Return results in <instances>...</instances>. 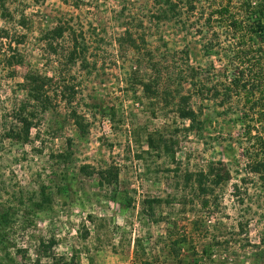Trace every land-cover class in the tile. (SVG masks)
<instances>
[{
  "label": "rangeland",
  "instance_id": "1",
  "mask_svg": "<svg viewBox=\"0 0 264 264\" xmlns=\"http://www.w3.org/2000/svg\"><path fill=\"white\" fill-rule=\"evenodd\" d=\"M134 1L141 10L154 7L153 0ZM209 1L184 3H193L191 17L203 24L201 13L208 11ZM0 3V28L8 31L7 36H0V209L12 212L7 232L14 253L25 246L31 260L41 256L53 264H264V188L258 175L249 172L242 154L248 142L241 136V102L223 106L220 100L205 101L207 125L199 135L190 129V121L177 115L174 102L165 105L162 97H148L140 85L132 83L130 66L136 54L119 47L114 39H106L100 46L104 48L100 55L108 57L104 67L93 74L78 66L72 71L81 90L76 103L90 122L89 131L81 132L67 106L60 103L43 115L28 142L8 138L11 123L2 116L21 97L15 83L22 80L26 68L21 67L12 78V68L18 66L8 68L5 59L18 52L19 37L25 34L26 39L19 45L20 53L52 74L55 64L47 61L44 31L60 18L72 19L73 15L101 23L120 2ZM4 10L9 12L7 18L2 15ZM194 32L187 26L181 39L147 40L150 48H161L173 60L179 57L205 65L204 39ZM182 49L184 53L179 52ZM113 105L116 115L111 117L106 107ZM159 132L174 145V159L149 148L148 136ZM61 153L66 158L58 156ZM212 160L227 163L231 179L217 188V204L203 207L190 188L183 190L184 181L177 176ZM84 164L117 166L119 184L104 185L97 175L80 170ZM42 185L48 186L51 203L45 211L33 212L31 198ZM155 196L169 199L171 204L156 206L157 214L150 217L146 199ZM171 221L177 227H169ZM185 233L191 244L180 249L173 240ZM42 239H54L55 245L43 251L39 246ZM54 254L63 259H53ZM16 258L21 259L17 253Z\"/></svg>",
  "mask_w": 264,
  "mask_h": 264
},
{
  "label": "trees",
  "instance_id": "2",
  "mask_svg": "<svg viewBox=\"0 0 264 264\" xmlns=\"http://www.w3.org/2000/svg\"><path fill=\"white\" fill-rule=\"evenodd\" d=\"M115 1L120 2V7L111 9L109 18L101 23L87 21L89 19L85 22L80 16L73 15L72 19L60 18L44 31L42 39L47 61L55 64L52 74L20 53L19 45L24 44L26 39L25 34L19 37L16 41L18 52L7 55L5 62L8 68L18 66L12 68L9 75L12 78L17 76L21 67L26 71L22 80L15 83L16 93L21 97H16L8 113L2 116L11 123L6 136L28 142L32 129L43 115L60 103L67 106L76 127L83 133L88 132L90 122L79 111L80 103H76L81 90L77 85V76H72L73 67L78 66L88 74H93L100 66L104 67L108 57L100 55L104 52L100 46L106 39H114L119 47H127L136 54L130 66L132 73L129 79L132 83L140 85L148 97H162L165 105L174 102L177 115L190 121V129H195L199 135L203 134L207 125L202 107L205 101L220 100L223 106L231 105L235 100L241 102V136L248 142L242 154L248 160L249 172L258 175L264 188V0H210L208 11L201 13L203 24L191 17L195 14L193 3L187 6L184 0H153L154 7L143 10L137 7L134 0ZM7 14L9 12L5 10L2 13L5 18ZM187 26H192L194 33L204 39L201 49L208 57L205 65L193 64L189 59L179 57L173 60L174 57L161 48H150L147 39H181ZM7 35V29L0 28V36ZM166 45L167 41L163 46ZM179 52L184 53V50ZM106 108L109 116L116 115L114 105ZM159 133L148 136L149 148L174 159V145L166 135ZM58 156L66 158L64 153ZM80 170L97 175L104 185L119 184V169L115 165L97 168L84 164ZM177 178L184 181L183 190L190 188L192 195L204 207L217 204L216 190L231 179V172L224 161L212 160L197 170H184ZM47 187L42 185L31 198L32 208L29 209L33 212L45 211L50 205L51 195ZM171 197L177 200L176 194ZM127 203L130 204V201ZM146 203L147 214L151 217L157 214L156 206L171 204V201L155 196L146 199ZM11 213L10 208L0 209V264H53L43 261L41 256L31 260L26 255L28 250L25 246L16 249L15 253L12 251L15 245L7 232L12 221ZM169 223V227H177L175 222ZM181 237L174 239L173 243L180 249L190 247L187 233ZM261 243L264 245V235ZM54 245V239H42L39 243L43 251L52 249ZM16 253L20 255V260L16 258ZM52 258L63 259L55 254Z\"/></svg>",
  "mask_w": 264,
  "mask_h": 264
}]
</instances>
